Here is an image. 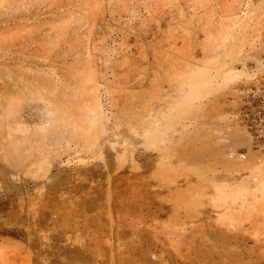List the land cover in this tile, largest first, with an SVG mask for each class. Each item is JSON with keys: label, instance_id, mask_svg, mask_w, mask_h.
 Wrapping results in <instances>:
<instances>
[{"label": "rangeland", "instance_id": "rangeland-1", "mask_svg": "<svg viewBox=\"0 0 264 264\" xmlns=\"http://www.w3.org/2000/svg\"><path fill=\"white\" fill-rule=\"evenodd\" d=\"M0 264H264V0H0Z\"/></svg>", "mask_w": 264, "mask_h": 264}, {"label": "clouds", "instance_id": "clouds-1", "mask_svg": "<svg viewBox=\"0 0 264 264\" xmlns=\"http://www.w3.org/2000/svg\"><path fill=\"white\" fill-rule=\"evenodd\" d=\"M40 112L43 114L44 121L55 119L56 113L46 106H43Z\"/></svg>", "mask_w": 264, "mask_h": 264}]
</instances>
